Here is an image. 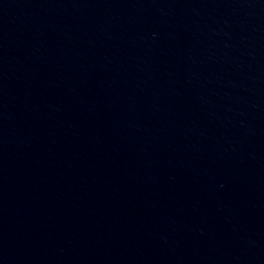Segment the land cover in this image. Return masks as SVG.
Instances as JSON below:
<instances>
[{
	"label": "water",
	"instance_id": "95a60500",
	"mask_svg": "<svg viewBox=\"0 0 264 264\" xmlns=\"http://www.w3.org/2000/svg\"><path fill=\"white\" fill-rule=\"evenodd\" d=\"M0 264H264V0H0Z\"/></svg>",
	"mask_w": 264,
	"mask_h": 264
}]
</instances>
